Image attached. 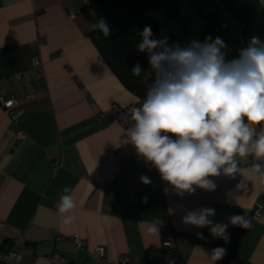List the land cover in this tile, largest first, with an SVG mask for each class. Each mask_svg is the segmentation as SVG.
<instances>
[{
  "label": "crops",
  "instance_id": "0c3cea01",
  "mask_svg": "<svg viewBox=\"0 0 264 264\" xmlns=\"http://www.w3.org/2000/svg\"><path fill=\"white\" fill-rule=\"evenodd\" d=\"M86 3L0 0V93L24 108L13 123L0 107V258L13 246L18 256L11 264H52L53 255L99 264L91 253L101 247L106 264H118L123 255L131 264H149L147 252L161 251L168 237L184 264H214L209 256L216 247L227 253L215 264H264V215L251 218L264 191L253 171L257 161L250 156L235 176L210 178L212 191L181 195L161 176L155 179L127 139L134 121L122 123L110 109L138 107L143 99L123 85L93 44L91 23L99 19ZM19 73L20 79L12 77ZM65 186L77 204L68 228L56 208ZM203 208L215 209L213 223L228 225L227 243L209 227L183 223L187 212ZM234 215H243L250 227L232 225ZM157 221L159 234L149 233ZM74 236L83 238V248L66 241Z\"/></svg>",
  "mask_w": 264,
  "mask_h": 264
},
{
  "label": "clouds",
  "instance_id": "9594fccd",
  "mask_svg": "<svg viewBox=\"0 0 264 264\" xmlns=\"http://www.w3.org/2000/svg\"><path fill=\"white\" fill-rule=\"evenodd\" d=\"M264 5V0H259ZM92 31L111 36L108 21L91 23ZM228 43L222 36H206L187 43L154 38L150 25L141 31L137 51L147 56L152 79L140 106L129 108L134 123L127 129L128 141L138 156L160 173L161 179L178 194L196 188L212 191L210 178L235 176L241 161L254 157V174L264 184V40L253 36L238 55L227 58ZM146 70L137 63L131 73L140 77ZM257 126L262 127L258 134ZM145 184L151 181L141 177ZM243 182H241L242 184ZM238 185V187L241 186ZM56 205L65 228L73 225L77 207L65 186ZM214 208L190 211L183 223L209 227L213 237L229 241L227 224L213 223ZM232 225L250 227L243 215L230 217ZM159 221L148 232L159 234ZM198 238L203 239L201 233ZM227 250L216 247L210 259L222 260Z\"/></svg>",
  "mask_w": 264,
  "mask_h": 264
},
{
  "label": "trees",
  "instance_id": "16d2710c",
  "mask_svg": "<svg viewBox=\"0 0 264 264\" xmlns=\"http://www.w3.org/2000/svg\"><path fill=\"white\" fill-rule=\"evenodd\" d=\"M85 8L105 18L111 36L92 31L90 38L113 73L133 94L144 99L152 73L147 56L137 51L141 31L150 25L154 38L187 43L211 35L228 43L227 58L236 57L251 37L264 40V5L259 0H86ZM139 63L146 71L131 73ZM13 246L8 250L10 251ZM7 251V252H8ZM66 264H75L71 261Z\"/></svg>",
  "mask_w": 264,
  "mask_h": 264
},
{
  "label": "built area",
  "instance_id": "2783aa9c",
  "mask_svg": "<svg viewBox=\"0 0 264 264\" xmlns=\"http://www.w3.org/2000/svg\"><path fill=\"white\" fill-rule=\"evenodd\" d=\"M33 65L35 67L40 66V59L38 56L33 58ZM23 74H15L12 76L14 79H20ZM11 77H5L3 78L4 81H9ZM0 107L5 111L7 116H9L10 120L13 123H18L22 116L24 115V108L19 104L18 100L13 95H6L4 93H0ZM133 106H120L118 104H112L111 111L113 116L119 117L120 121L122 123H127V120L131 117V114L129 112V108ZM101 117H104V113H101ZM119 160H120V156ZM137 160L144 159L142 157H138ZM149 172L152 173L153 177L155 179H158L160 177V173L157 169H155L150 163H146ZM59 164L55 163V167H58ZM264 185V184H262ZM264 215V191H262L261 198L259 201L255 204L254 208L251 212V218L256 219L259 216ZM0 223V228H1ZM68 243L73 244L77 248H83L84 247V240L83 238L79 236H74L72 238L66 239ZM162 250L161 251H148L146 254V259L149 264H184L181 258L179 257L178 251H177V245L174 242L173 239L165 237L162 239L161 242ZM18 256V252L15 248H12L10 251H8L2 258H0V264H11ZM91 256L93 259H95L99 264H106V257L103 248L98 247L94 248V250L91 253ZM49 263H64L66 264V260H64L62 257L58 255H53L48 259ZM118 264H131L130 258L127 255H123L119 258Z\"/></svg>",
  "mask_w": 264,
  "mask_h": 264
}]
</instances>
